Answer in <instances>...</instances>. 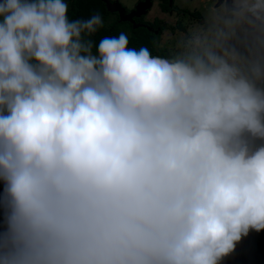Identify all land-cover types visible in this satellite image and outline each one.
Segmentation results:
<instances>
[{
  "label": "clouds",
  "instance_id": "9594fccd",
  "mask_svg": "<svg viewBox=\"0 0 264 264\" xmlns=\"http://www.w3.org/2000/svg\"><path fill=\"white\" fill-rule=\"evenodd\" d=\"M230 10L264 33V0ZM68 11L0 0V264H221L264 231V56Z\"/></svg>",
  "mask_w": 264,
  "mask_h": 264
},
{
  "label": "rangeland",
  "instance_id": "374dc122",
  "mask_svg": "<svg viewBox=\"0 0 264 264\" xmlns=\"http://www.w3.org/2000/svg\"><path fill=\"white\" fill-rule=\"evenodd\" d=\"M136 1L119 0L121 4L128 6V8H132V5ZM156 10L157 6L152 10L149 17ZM215 14V19L212 20L211 24L205 25L198 24L194 19L188 18L184 22L186 24L185 30L176 28L174 31H166L160 38L159 46L162 49H167L173 56H177L183 54L186 44L195 38L197 42L206 47L220 45L226 50L235 49L241 56H264V33L261 31L259 21L250 23L248 20L231 15L232 18L226 20V25H221L219 21H222L223 14ZM112 18L115 19L114 16ZM166 19L170 25L178 23L176 15L167 17ZM243 251L244 244L240 241L237 243L234 252L227 257L234 258L242 254Z\"/></svg>",
  "mask_w": 264,
  "mask_h": 264
},
{
  "label": "flooded vegetation",
  "instance_id": "af4514ba",
  "mask_svg": "<svg viewBox=\"0 0 264 264\" xmlns=\"http://www.w3.org/2000/svg\"><path fill=\"white\" fill-rule=\"evenodd\" d=\"M146 1L147 0H137L136 3L132 5V8H128V6L121 4L119 0H110L112 4H120V6L124 9L126 16L137 12L138 7ZM148 3H150V7L148 10H146L145 7V14H142L140 17L133 16L134 23L121 21L120 14L118 12L113 13V15L115 19H118L119 22L125 24V28L132 27L133 29H148L154 33L159 44L160 38L166 31H174L176 28L185 30L186 24L184 22H186L188 18L194 19L198 24L205 25L211 24L212 20L215 19V13H222L224 17L222 21H219V23L221 25H226V20L232 18L231 15H233L230 10V0H149ZM156 6L157 10L154 11V14L151 15V17H149L150 13ZM156 12L157 14L155 15ZM173 15H176L178 18V23L170 25L166 18ZM164 50L169 53L167 49ZM169 54L172 55L171 53ZM2 194L3 182L0 181V232L4 230L5 209L2 202Z\"/></svg>",
  "mask_w": 264,
  "mask_h": 264
},
{
  "label": "trees",
  "instance_id": "16d2710c",
  "mask_svg": "<svg viewBox=\"0 0 264 264\" xmlns=\"http://www.w3.org/2000/svg\"><path fill=\"white\" fill-rule=\"evenodd\" d=\"M69 5L68 16L70 20L87 19L94 13H99L103 19V27L93 39L98 43L103 37L119 36L120 33L127 35L129 48L139 50L147 47L153 56L172 57L166 50L161 49L154 33L146 28L126 29L124 23L113 19L112 13L108 12L102 0H66ZM244 244L242 254L230 258L225 257L221 264H264V231H250L246 237H242Z\"/></svg>",
  "mask_w": 264,
  "mask_h": 264
},
{
  "label": "water",
  "instance_id": "95a60500",
  "mask_svg": "<svg viewBox=\"0 0 264 264\" xmlns=\"http://www.w3.org/2000/svg\"><path fill=\"white\" fill-rule=\"evenodd\" d=\"M103 2L106 4V7H107L108 12H110L112 14L118 12L120 14L121 21H124V22H132V23H134L133 22V16L140 17L142 14H145L146 10H148L149 7H150L149 6L150 3H148L149 0H147L144 4H142V5H140L138 7V9H137L138 11L137 12H135V13L129 15V16H126L125 13H124L125 11L120 6V4H112L110 2V0H103ZM145 7H146V10H145Z\"/></svg>",
  "mask_w": 264,
  "mask_h": 264
}]
</instances>
